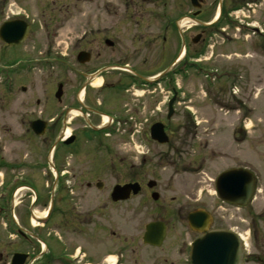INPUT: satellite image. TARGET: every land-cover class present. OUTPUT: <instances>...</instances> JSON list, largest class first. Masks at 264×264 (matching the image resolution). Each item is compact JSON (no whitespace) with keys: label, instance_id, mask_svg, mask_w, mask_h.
<instances>
[{"label":"flooded vegetation","instance_id":"obj_1","mask_svg":"<svg viewBox=\"0 0 264 264\" xmlns=\"http://www.w3.org/2000/svg\"><path fill=\"white\" fill-rule=\"evenodd\" d=\"M28 3L0 0V26L10 20L28 25L21 43L0 40L1 49H37L41 56L34 59L22 50L27 57L21 64L27 63L17 70L13 63L0 69V101L17 89L26 93L24 70L31 61L59 69L48 90L34 88L32 96L21 95L18 106L25 132L45 153L30 160L0 156V186L7 181L2 172L17 168L20 181L8 193L16 188L28 192L20 196L24 211L16 227L27 259L39 253L36 238L42 234L41 228L29 225L31 211L46 207L48 264H191V243L209 233L219 234L210 239L221 245L225 240L236 242V237L239 252L235 257L230 253L229 264H264V152L257 156L258 171L242 162L213 175L196 169L191 193L169 195L167 185L162 187L157 179L147 184L167 164L172 130L195 124L186 105L180 112L182 121L171 123L176 105L183 103L180 91L170 85L173 78L195 76L217 40L264 52V0H194L193 5L190 0ZM19 5L24 8L16 10ZM227 73L238 76L235 69ZM164 86L171 93L167 100L174 96L171 116L167 102L164 112ZM34 121L37 133L31 129ZM164 132L168 142L161 143ZM261 135L264 139V129ZM190 136L196 137V131ZM247 137L242 130L239 141L243 144ZM159 147V161L153 163L152 154ZM233 167L254 172L250 198L242 193L246 180L240 171L241 177L230 182L227 201L219 197L218 175ZM133 183L138 184L137 192L132 187L125 198H115L117 186ZM7 198L10 213L11 194ZM140 211L152 217L139 218ZM191 212L195 217L190 221ZM149 223H155L154 243L144 238ZM201 245L210 246L206 241ZM7 260L0 251V264ZM209 261L199 257L197 263Z\"/></svg>","mask_w":264,"mask_h":264},{"label":"rangeland","instance_id":"obj_2","mask_svg":"<svg viewBox=\"0 0 264 264\" xmlns=\"http://www.w3.org/2000/svg\"><path fill=\"white\" fill-rule=\"evenodd\" d=\"M28 4L31 7L32 0H29ZM23 8V6L19 5L16 10H21ZM217 41L215 42V46L210 48L204 55L205 61L203 62L208 70L217 68V74H209L208 77L204 76L202 73L195 76L187 75L183 79H181L180 76H177L174 77V80L170 83V85H176L177 83L181 86L180 98L181 102L183 101L180 106L176 105V110L174 111L171 123L182 121L180 119V112L184 105H186L191 113H193L191 115L195 117V120L197 122L201 121V123H199L200 126L197 128L195 124L187 123L185 130H172L173 134L167 144L168 156L165 159L167 164H165L166 166H164L163 170H158L159 172L157 176L151 178L154 180L157 179L158 184L162 187L166 184V191L169 195L178 196L182 195V193H191L193 187V172L198 168L206 169L207 174L213 175L221 169L230 166V164H237L239 162L248 163L254 167L260 165V161L256 158V155L263 154L264 152V139L261 135L264 127L261 129L254 128V131L251 132V135L249 136L250 138H247L246 140L255 151L251 150V147L245 146L247 142H244V145L242 144L243 147H239V145L235 146V144L230 141V125L227 126V122H232L234 118H231V115L235 116L236 114L234 112L225 114V108H227V106H241V103H239L240 100L245 104H250V107L258 106L257 102L253 103L251 102L252 100L247 98L250 95L247 91L251 89V85L253 84L264 83V52H258L252 47H231L222 42L217 44ZM1 47L0 42V69H2L7 63H13L15 67L14 69L16 70L21 68L23 64L27 63L25 61L21 64L23 59L27 57L23 51L28 53V57L34 59L41 57L39 56L37 49H21V51H19L17 48H6L5 51V49H1ZM207 58H210V60L206 61ZM165 66L164 63V67ZM58 69L59 67L55 66L56 72ZM225 69H235L237 74H241L243 77L237 78L232 82L231 77L228 76L230 77L228 82L225 76L222 77L221 74L219 75V73ZM55 70L51 69L46 63H43L42 60H35V62L31 61L29 66L26 67V70H24L27 75L26 81H24V84L27 87L26 93L22 94L19 89H17L14 90V93H7L0 101L3 105V110H0V156H3L8 160H17L25 156L26 160H30L34 159L33 155L45 153V150L37 147L38 142L34 141L30 135L25 132V126L22 125L23 123L21 121V111L18 109V106L19 100L22 97L21 95L32 96L35 90L34 88L40 89L41 92L42 90H48L50 84L54 81V78L57 77L54 73ZM248 72L251 73V77L246 76L248 75ZM2 78L3 72L0 70V84ZM246 78L248 80H246ZM209 79L212 84L208 81ZM19 80L21 79H18V81ZM236 87L239 91L231 92ZM242 90H245V92H242ZM167 91L169 90L165 86L164 102L171 94ZM1 92H3V90L0 86V93ZM36 96H42V94H36ZM261 97L262 95L260 98ZM29 109L30 108H26L27 111H29ZM165 111L166 105L164 104V112ZM263 115L264 109H262L261 112V116ZM229 117L231 118L230 121ZM219 118L220 120L218 121ZM236 126H238V124ZM215 129L217 130L211 138L212 132ZM195 131L196 137L191 139L190 135ZM177 137H180L179 141L176 140ZM212 141L217 146L226 149V152L223 149L215 151V149L212 148ZM167 146H164V149ZM160 149H163V147L154 149L156 150V153L153 152L152 154L153 163L159 161L158 158L160 157H158L157 154L160 153ZM198 151L201 153L199 154V158H196L195 156ZM255 169L257 170L258 167ZM2 173L4 181L6 179L9 180V177L11 176H19L17 168H14V172L7 170ZM1 179L2 175H0V181ZM0 191L3 192L4 189L0 187ZM25 191L26 190L24 189L13 191L12 197L14 198L15 203L20 200L21 194ZM26 194H28L27 191ZM185 200L187 201L186 197ZM21 205H23V203H21ZM21 205L19 204L15 208L16 216L17 213L19 214L21 213V210H23ZM45 209L46 207H35L34 212L37 215H43L42 213ZM138 217L148 219L152 216L146 214L145 211H140ZM2 220L8 222L9 218H5L4 213L0 212V251L3 250V254L8 256L7 252L22 250L24 247L19 242V239L14 238V235H9L11 229L6 230L3 226ZM32 223L36 224L35 222ZM47 226H50V224ZM125 228L127 229L128 225H126ZM13 238L14 240H12ZM41 238L49 241V238H46L45 236H41ZM40 261L32 262V264H41Z\"/></svg>","mask_w":264,"mask_h":264},{"label":"water","instance_id":"obj_3","mask_svg":"<svg viewBox=\"0 0 264 264\" xmlns=\"http://www.w3.org/2000/svg\"><path fill=\"white\" fill-rule=\"evenodd\" d=\"M194 0H192L193 3ZM28 26L23 21H8L3 23L0 26V39L3 41H6L9 44H18L23 41L26 33H27ZM60 87L61 85H58V90L56 93V96L60 95ZM172 100L169 102V107H171ZM171 113V110H170ZM32 129H36V124H32ZM164 141H166V137L164 136ZM237 171H240L243 173L244 180H246L245 184L243 185L244 189V195L246 197L250 196L252 192V188L254 185V179L252 174L244 169H230L226 170L223 173H221L218 176L217 182L221 183L222 187L218 185V193L221 197L224 198V196H227L228 193V187L230 186V182L233 180L238 179L241 177L240 174H238ZM237 174V175H236ZM246 176V177H245ZM247 178V179H246ZM132 185L127 184L122 187H117L114 190V194L117 196H121L122 194L128 193L129 188ZM194 215H190L189 218L192 219ZM154 227V224H151L147 228V233L145 234V240L149 241L151 243H154L153 238L156 236L152 228ZM219 237V234L211 235V238ZM203 241H206L207 244L209 242L210 246L203 247L201 243ZM202 242L193 243L191 246V253L190 258L192 261V264H198L197 260L198 258H204L209 259L210 261L206 264H227L228 257L230 253H233V251H236L235 245L236 242L233 244L225 240L224 245L220 244V241L213 239H210V236H207L205 240ZM25 258V254L22 253H15L12 257L11 264H22Z\"/></svg>","mask_w":264,"mask_h":264},{"label":"bare ground","instance_id":"obj_4","mask_svg":"<svg viewBox=\"0 0 264 264\" xmlns=\"http://www.w3.org/2000/svg\"><path fill=\"white\" fill-rule=\"evenodd\" d=\"M100 81H96V83H99ZM45 212H43L42 214H44ZM110 259L112 258V257H109ZM113 260V259H112ZM112 260H110V262H112Z\"/></svg>","mask_w":264,"mask_h":264}]
</instances>
